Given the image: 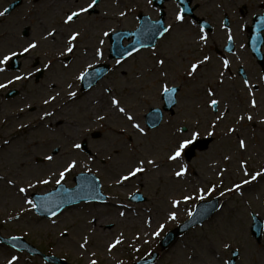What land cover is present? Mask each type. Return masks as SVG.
Here are the masks:
<instances>
[{
    "label": "rangeland",
    "instance_id": "374dc122",
    "mask_svg": "<svg viewBox=\"0 0 264 264\" xmlns=\"http://www.w3.org/2000/svg\"><path fill=\"white\" fill-rule=\"evenodd\" d=\"M6 1L12 0H0L3 5ZM35 1H41L37 7L34 6L33 13V16L37 15L39 17L37 18L42 20L40 26L41 24H58L63 13L74 6V0ZM174 1L165 2L166 16L168 22L170 21L169 24L173 26V31L166 34L156 45L158 55L166 59L167 78L157 71L154 57L151 55L152 48L142 50L124 60L123 63L117 64V61L109 59L108 40L102 37L103 30L116 29L117 26L129 30L135 29L137 15L141 11L149 8L148 10L156 12L148 0H103L98 11L86 19H81L77 25L84 31L80 47L87 46L86 55L77 53L78 59L74 57L68 70H62L57 62L51 73L46 71L40 78L39 83L43 86H35L31 81L20 84L25 93L13 99L12 103L0 98V176L17 177V183L20 186H26L30 176H47L49 168L55 170L60 166L61 157L66 158L69 152L65 147L66 136L82 137L83 140L88 141V146L93 153L99 152L100 156L95 163H91L87 161L86 153H79L78 158L82 163L68 174L63 183L73 186L74 176L79 172L88 171L85 167L87 163L91 171L101 179L104 192L110 196L109 202L104 204L82 202L67 207L55 218L56 225H52L51 219L40 218L35 211L22 212V207L27 208V205L22 204L20 194L15 188L0 182L1 234L5 237L22 236L43 252L65 260L64 263H50L41 256H31L25 251L16 250L0 242V264H7L11 254L21 256L19 264H88L89 254L93 251L96 253L94 258L98 260V264H118L119 261L130 264L149 256L153 250H159L162 236L185 221L189 217V210L194 212L195 205L202 201L194 198L184 203L183 196L191 194L196 197L200 187H209L212 183L218 182L221 179L217 175L219 169H228L223 177L224 185L228 186L240 179L241 160L248 161L249 170L264 167V124L260 123V120L264 119V87L259 93H255L258 106L252 109L249 104L251 97H248L246 93L248 91L243 84L238 81L235 83L228 81L226 85L214 87H218L221 111L229 108V115L215 129L216 135L211 137L212 140L207 149H198L190 161L183 156L180 164L188 165V175L179 181L173 177L170 170L179 165L168 161L166 157L175 146L177 139L181 136H189L193 130H198L201 138L210 137L207 134L211 130L208 124L213 119L214 113L205 106L204 88L208 85L207 79L212 76L210 64L213 62L220 64L219 59L222 57V53L217 55L212 50L209 51L207 47L201 49L197 45L198 33L192 28L189 18H186L183 24L175 20L177 6ZM216 1L221 6H217ZM260 2L264 0H211L203 7L197 5L196 10L203 15L214 13L213 19H217L219 24L224 10L234 15L237 7L243 8L242 4H247L250 10L247 12L249 18ZM33 5L35 4L20 5L19 13H26ZM106 10L108 14L105 17L103 14ZM120 11L127 12V15L120 17ZM14 14L17 15L7 18L3 23L4 18L0 19V52L6 51L10 46L17 47L24 41L20 37L22 16L16 10L12 15ZM154 17H159V13L156 12ZM16 20L20 22L19 25L14 24ZM244 20L239 15L235 28L236 39L238 35L242 37L241 23ZM35 31L40 32L41 27L36 28ZM39 32L34 35L38 36ZM221 36L224 38V33ZM85 38L90 39L89 43L84 42ZM99 39L104 40L103 45H98ZM215 41H219V38H215ZM243 41L237 39L238 43ZM97 46L103 50L102 58L95 57L93 54ZM245 51H236L234 58L237 64L245 59L247 53L249 54ZM204 54L213 57L211 63L202 73V77L196 81L188 80L184 75L187 61L196 55ZM45 57H48V54ZM44 61L45 58H42L43 63ZM104 62L109 63L113 70L92 91L87 94L79 93L78 95L81 96L77 97L75 102H69L66 107H63L57 117L49 118L46 123L40 121L39 117L45 107L42 105V97L50 90L47 87L48 84L55 83L58 85V90H64L65 82L70 81L74 83L73 90L77 91L79 80H75L74 77L80 71L89 69L88 64L95 66L94 64ZM252 63L253 66L248 70H253L251 79H254L257 78L254 74L257 65L254 59ZM25 68L28 69L27 66ZM15 73L12 72V75ZM8 76L10 78L7 72L4 73L3 79ZM165 83L169 87L173 85L181 87L178 94V106L172 114L165 113V120L160 127L148 129L145 125V114L152 107L163 106L161 90ZM108 88L112 89V95L122 100V106L132 110L136 118L135 122L145 128L146 137H140L130 127L125 135L119 134V129L125 127L127 122L110 110L109 93L106 91ZM37 89H41V94L35 96ZM29 104L35 107L29 110L27 107ZM20 108H24L23 113L19 111ZM244 110L250 111L254 120L252 122L245 120L241 126L236 123V120ZM97 112L109 117L103 122L102 127L95 122ZM22 123L28 127L20 128ZM84 125H89L90 130L85 129ZM182 126L188 131L178 132L177 129ZM230 126L237 127L238 132L225 135L226 129ZM97 133L99 137L95 136ZM238 137H243L247 141L246 150L242 151L238 148ZM5 140H9L10 143L4 144ZM125 141L129 148L135 146L137 151L132 153L129 148L123 147ZM58 145L60 151L56 154L55 163L49 164L40 159L45 151L52 154V150ZM112 145H116L119 151L113 155L111 161L106 163L104 152L112 153L114 151ZM226 155L231 156V160H225ZM135 156H149L156 159L160 169L158 171L153 169L123 185L115 184L116 172L126 167ZM55 186V178H52V183L48 185H38L29 189L28 198L32 199L33 192L45 193ZM137 191L146 197L145 201L136 203L130 201V195ZM242 191V196L237 193L221 197L223 208H220V211L205 224L192 228L177 243L163 251L155 264H224L234 248L240 251L238 264H264V239L256 242L250 232L251 213H258L264 218V180L254 182L252 186H245ZM213 196H220L219 190L207 199ZM173 199L182 201L178 209H171L170 201ZM121 205L127 207L123 208ZM170 209L177 213L175 221L166 219ZM118 211H125L126 216L119 217ZM17 216L20 219H16ZM93 217L96 218V224L95 231L90 237L89 254L82 256L83 250L78 249L76 242L80 240V234L86 229L91 232L88 221ZM149 218L152 222L150 228L146 223ZM41 223H43V229L39 227ZM160 224L165 225L164 230L159 237L153 236L152 231ZM65 228L70 232L68 239L59 235ZM121 231L124 232L125 243L118 246L112 253H108L106 244ZM136 234L140 235L139 240H135ZM225 241L232 246L225 249L223 247Z\"/></svg>",
    "mask_w": 264,
    "mask_h": 264
},
{
    "label": "snow or ice",
    "instance_id": "6c2138e0",
    "mask_svg": "<svg viewBox=\"0 0 264 264\" xmlns=\"http://www.w3.org/2000/svg\"><path fill=\"white\" fill-rule=\"evenodd\" d=\"M101 3V0H74V6L68 8L62 15L61 20L58 24L55 25H43L41 24V31L38 36H28V33H22L23 36L27 37L22 43H20L17 47H9L6 51L0 52V74L6 73L8 68L10 67V61L16 57H24L25 59L33 58V53H38L43 49L45 44H51L55 48L56 55L46 57L42 66H37L36 63L32 64L25 72L17 73L12 75L4 82H0V90L7 89L9 85L15 84L20 81H28L32 79L36 73L43 74L44 72L51 73L55 67L56 63L59 62L62 70H68L72 64V58L77 56V53H82L84 55L87 54L88 48L85 46L84 48L80 47L81 40L84 36V31H82L77 25L81 22V18H87L92 16L93 13L97 11ZM148 3L151 4L152 0H148ZM8 12V9L5 8L3 11H0V17H4ZM105 17L107 13L103 14ZM127 12L120 11L119 16L125 17ZM175 20L179 22V24H183L185 22L184 9H180L175 16ZM159 27H150L148 29L149 33L154 37L155 35H159L160 37H164L166 34L173 31L172 25H165L162 22H157ZM112 32H115V29H112ZM102 35L107 37L110 35L109 31H102ZM123 35V34H122ZM197 45L202 49L204 46H207L209 43V35L206 32L203 26L199 27L198 32ZM233 37L231 35V30H229L228 40L232 41ZM140 47H136L133 45L131 50H125L127 56H132L134 53L139 52L140 48L146 47L142 41L137 42ZM104 40L99 39L98 45H103ZM231 51V49H229ZM95 57H103V50L100 46H97L94 49ZM124 55V52L121 53ZM151 55L154 57V63L157 67V71L161 76L167 78L168 69L166 65V59L160 55H158L156 51L155 45L152 46ZM213 57L207 54L202 56L196 55L192 59L187 61V65L184 68V75L190 81H196L198 78L202 77V73L206 70V67L211 63ZM123 63L122 60H117V64ZM88 68L94 67L92 64L87 65ZM221 68L222 70L218 71V85H223L225 82L226 72L231 71L230 61L226 58H221ZM89 73L85 71H80L75 77V80L83 81ZM261 81H264V76L260 77ZM243 86L248 91L251 99L249 100L250 107L252 109L257 108V100L255 99V91L253 89L258 90L259 85L253 84L248 78L243 79ZM50 90L46 95L42 97V105L45 107L42 110V115H40L39 119L41 122H47L49 118H55L59 114V111L62 110L63 107H66L69 102H75L78 93L73 90L74 83L70 81L65 82V89L58 90V85L52 84L49 86ZM176 87H169L168 84L162 85L163 95L167 99L172 98V94L177 92ZM106 91L109 93V107L110 110L117 114L121 119L127 122L125 127L119 129L120 135H125L127 133L128 127L135 130V132L140 137H146L147 133L145 128L141 126L140 123L135 122L136 118L132 114V110L126 106H122V100L117 98L115 95H112V89L108 88ZM205 93V106L210 109L213 113V119L209 122L208 128L211 129L207 132L208 136L214 137L216 135L215 129L218 127L219 123L224 121L226 117L229 115V108H225L221 111V99L219 98L218 87H214L211 84H208L204 88ZM27 107L31 108L32 106L29 104ZM19 111L21 113L24 112V108H20ZM109 119L108 116L97 112L95 115V122H98L100 126H103V122ZM247 120L252 122L254 120L253 115L250 111L244 110L242 114L238 115L236 123L238 125H243V122ZM153 126L155 125V121L152 122ZM261 124H264V119L260 120ZM26 124H20V128H27ZM85 129L90 130L89 125H84ZM109 130L111 131V126H109ZM237 127H228L226 129L225 135H230L238 132ZM178 132L184 133L187 132L188 129L181 127L177 129ZM200 137V132L198 130H193L189 136L184 137L181 136L177 139L175 146L168 152L167 160L171 162H175L179 166L177 168L171 169V173L173 177L179 181L185 178L188 175V165L180 164L181 159L186 154V150H188L191 146H195L197 140ZM67 144L65 147L69 150L67 157H61L62 163L55 170L49 168L47 176L45 175H35L30 176L27 180L26 186H20L17 183V177H6L0 176V182L7 184L8 186L15 188L17 193L20 194V198L22 200L23 205H27V208L21 209L22 212L31 213L33 211L41 212L46 211L48 217L51 219V224L56 225V217L59 215L58 210L62 207L63 204L72 203V193H75L76 197L80 200H99L101 202L104 201V197L101 194V187L98 183V176H85L83 173L80 174L79 179L81 180V188L73 189L72 192H69L68 189H63L65 193H68L66 198L62 200L60 203H57L55 207H47V202L51 199L52 193L47 195L37 196L35 199H29L28 193L29 189H33L38 185H48L52 183V178H55L56 185H62L65 181L68 174L72 173L82 161L79 160V153L84 152V150L88 147L87 141L83 140L82 137L76 136H66ZM9 140H5L4 144H9ZM114 151L109 153L107 151L104 152V156L107 161H111L113 155L119 151L116 145H112ZM123 147L129 148L127 141L123 143ZM248 147L247 141L243 137H238V148L242 151L246 150ZM60 151V146L58 145L56 148L52 150V154H49L45 151L40 159L43 161H47L49 164L56 162V154ZM129 151L135 153L137 151L135 146L129 148ZM100 153L96 152L93 154L91 151L88 152L87 161L91 163H95L99 158ZM225 160H231V156H225ZM28 167V165H25ZM85 167L91 172V168L88 167V164L85 163ZM159 170L160 164H158L156 159L150 158L149 156H135L126 167H122L121 170L117 171L114 176V183L117 185H123L125 182H131L134 179L140 178L142 175L149 173L151 170ZM228 171L227 168L219 169L217 175L221 178L218 182L212 183L209 187H200L198 189L196 197H193L191 194L183 196V202L187 203L188 201L198 198L200 200H206L208 196H211L212 193L219 190L220 197H225L229 194H240L243 195V189L245 186H252L254 182H260L264 180V167L259 169L249 170L248 161L241 160L240 162V172L241 177L238 181H233L230 185L225 186L223 177L224 174ZM34 181V182H33ZM87 187L89 189L87 194H81L83 189ZM181 200L173 199L170 201L171 209H178ZM218 202V201H217ZM121 207L126 208V205H121ZM223 208V205L220 206ZM169 210L166 216L167 220L175 221L177 219V213L175 211ZM209 210H215V204L206 205L204 208V212L207 213ZM193 212L189 210L188 216L191 218L193 216ZM118 216L123 218L126 216L125 211H118ZM16 219H20L19 216ZM148 227H151V218L146 221ZM96 218L93 217L88 221V228L91 229V232L86 229L83 233L80 234V240L77 241V247L80 250H83L82 256L84 254H89L88 249L90 247V237L92 233L95 231ZM165 225L160 224L156 229L152 231V235L159 237L161 232L164 230ZM60 237L64 239H68L70 232L69 229L65 228L63 231L59 233ZM135 240L140 239V235H135ZM21 239L20 236H12L10 240L12 242L19 241ZM147 242V241H145ZM125 243L124 232H119L114 235L106 244V251L108 253H112L118 246H121ZM131 246V245H130ZM232 245L225 241L223 247L225 249L230 248ZM12 247L15 249L16 244L12 243ZM139 251V249H134ZM96 253L93 251L89 254L88 264H98V260L94 257ZM191 258V257H190ZM21 260V256L11 254L7 259V264H19ZM118 264H123L122 261H119ZM226 264V262H224Z\"/></svg>",
    "mask_w": 264,
    "mask_h": 264
},
{
    "label": "water",
    "instance_id": "95a60500",
    "mask_svg": "<svg viewBox=\"0 0 264 264\" xmlns=\"http://www.w3.org/2000/svg\"><path fill=\"white\" fill-rule=\"evenodd\" d=\"M138 40H139V37H138V35H137V37L135 38V43H133L134 45H136V44H138L137 42H138ZM132 44V45H133ZM148 44H151V42H149ZM155 113H157V117L155 116V115H153V113L152 114H150L148 117L150 118V117H155L156 118V122H155V124H157L158 122H159V120H160V118H161V111L160 110H156V111H154ZM85 176H92V175H87V174H84ZM80 176V175H79ZM79 176H77V178H76V180H77V182H78V186L75 188V189H78V188H81V180L79 179ZM86 189V187L83 189V191H82V193L81 194H87L88 193V191L89 190H85ZM69 192H72V190H69ZM57 193V192H56ZM56 193H54V192H52V195H54V194H56ZM62 196H61V200H60V202L62 201V200H64L65 198H66V196L68 195L67 193H65L64 192V194H61ZM72 199H73V202L72 203H75V202H78V201H81L80 199H78L77 197H76V195H75V193H72ZM69 204H71V203H67V204H63V205H69Z\"/></svg>",
    "mask_w": 264,
    "mask_h": 264
},
{
    "label": "flooded vegetation",
    "instance_id": "af4514ba",
    "mask_svg": "<svg viewBox=\"0 0 264 264\" xmlns=\"http://www.w3.org/2000/svg\"><path fill=\"white\" fill-rule=\"evenodd\" d=\"M226 18L228 19V22L231 24V22L229 21V18H228L227 16H225L223 20H226ZM230 24L228 25L227 28H229V27L231 26ZM30 31H31V28L28 27V26H26L25 32L28 33V35H30ZM213 31H214V30H213V27H212V26H211V29L207 30L208 33H213ZM222 33H223V30L220 31V34H222ZM221 55H222L221 58H226V59H227L225 53H222ZM249 61H251V58H250ZM231 71H232V70H231ZM245 72L248 73V68H247V67L245 68Z\"/></svg>",
    "mask_w": 264,
    "mask_h": 264
},
{
    "label": "bare ground",
    "instance_id": "6f19581e",
    "mask_svg": "<svg viewBox=\"0 0 264 264\" xmlns=\"http://www.w3.org/2000/svg\"><path fill=\"white\" fill-rule=\"evenodd\" d=\"M39 227H40L41 229H43V223H41V224L39 225Z\"/></svg>",
    "mask_w": 264,
    "mask_h": 264
}]
</instances>
